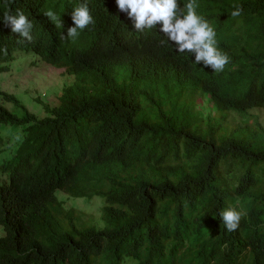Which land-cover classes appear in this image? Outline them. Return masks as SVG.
<instances>
[{"label": "trees", "instance_id": "16d2710c", "mask_svg": "<svg viewBox=\"0 0 264 264\" xmlns=\"http://www.w3.org/2000/svg\"><path fill=\"white\" fill-rule=\"evenodd\" d=\"M72 1L86 3L95 19L75 38L66 37V27L69 9L78 6L0 0V18L19 10L32 23L31 41L0 24V72L8 70L15 51L27 50L78 79L58 107H44L42 119L5 97L21 114L0 109V124L23 129L24 136L3 165L10 181L0 187V264H45L54 255L82 263L104 255L120 264L155 251L164 238L172 240L170 264H236L246 251L264 264V252L246 238L253 225L264 241V145L219 134L221 125L204 127L185 109L197 89L220 109L264 108V0H193L231 57L220 74L188 55L164 51L157 33L132 31L113 0ZM236 9L239 15L232 16ZM49 10L56 20L44 15ZM117 61L123 70L112 75ZM72 145L80 154L74 162ZM108 162L120 163V172L97 173L82 196L120 206L107 209L112 228L66 231L71 212L53 191L68 188L87 165ZM236 199L246 217L227 231L218 215ZM195 240L200 254L189 260L184 243ZM31 249L35 259L24 254Z\"/></svg>", "mask_w": 264, "mask_h": 264}, {"label": "clouds", "instance_id": "9594fccd", "mask_svg": "<svg viewBox=\"0 0 264 264\" xmlns=\"http://www.w3.org/2000/svg\"><path fill=\"white\" fill-rule=\"evenodd\" d=\"M47 2L52 5L56 2H61L63 4H73L78 6L72 0H47ZM112 2L115 12L130 26L132 31L136 33H157L162 39L164 51L173 49L177 54L181 53L188 55L191 57L194 64L207 69L212 73H223L229 66L231 57L223 48L220 49L216 28L212 23L210 24L206 18H203L204 15L198 12L193 0H113ZM51 10H54L53 7ZM52 11L49 10L45 12L44 15L52 20H56V16ZM231 15H239V9L232 11ZM94 23L95 19H93L86 3L80 4L78 7L70 8L68 25L66 27V37L75 38L78 34L84 31H89ZM0 24H5L6 28L21 40L31 41L32 37L30 32L32 29V23L23 12L17 10L15 15L5 13L3 17L0 18ZM57 24L61 26L60 20L57 21ZM64 37L65 35L61 33V38ZM117 43L118 42L112 44L107 43L105 46L112 48ZM17 53L31 54L41 63V65L49 67L52 70H62L66 73V76L61 77L60 79L66 80L68 84L59 92V94H53L54 97L56 96L58 101L57 104L51 106L41 99L38 101L37 99L39 98L37 97L33 98L34 101H37V103L41 105V111H43V114L39 116L29 111L15 95L0 90V109L17 116L5 106V104H10L14 108L20 110V107H16L12 101L5 99V97L11 96L18 101L21 106L23 105L29 113L34 114L38 119H42L47 116L44 107H58L60 105V96H63L76 85L78 81L76 73L69 71L66 67L53 66L46 62L40 55L27 50L15 51L13 54V60L8 64V70L0 73L9 71L10 64L16 60ZM114 64L117 65L118 69L113 70L112 75L116 74L119 70H123L121 61H117ZM114 81L120 85L124 82L120 78H114ZM205 105L211 110L210 113L204 112L203 107ZM185 109L189 111V114H193L195 120L204 127L208 124H211L213 127L221 125L222 128L219 126L221 128L219 134H226L227 136L232 137L230 139H241L246 141H249V139L259 140L260 144L264 145V131L257 125L256 117L254 115V112L256 111H264V108L262 107H249L244 110L220 109L211 101L206 93L197 89L196 93L188 98ZM231 113L239 115L242 119H246L249 124L252 125V128L249 129L246 127L244 129H235L229 127L227 116ZM1 125L9 126L0 124V126ZM244 133H251L253 136L245 137L242 135ZM9 134L13 135V143L11 144L6 158L0 163V178L3 177V180L0 179V187L2 188L8 187L10 181V174L7 170H3V165L10 160L14 153L15 149L12 151L11 149L16 141H21L23 139L24 130L21 128H14ZM1 137V144H3L5 143V139L2 134ZM77 150L78 147L75 145L69 147V156L72 162L80 156ZM86 169V172H80L79 175L76 176V179H74L68 188L54 190L53 198L61 202L62 205H64V200L87 198L82 195L93 186V178L97 173L102 171L120 172L121 165L118 162H108L99 165H87ZM102 199L104 200V206L102 207L101 213H99V210L95 212L91 224L78 226L72 223L66 231H69L71 228L80 231L110 230L112 226L109 223L107 209L113 208L118 210L120 206H112L106 199ZM24 202L26 203L25 200ZM17 211L19 210L15 207V212ZM241 217H246V210L244 209L241 200L236 199L233 204H229L227 208L220 210L218 221L224 224L227 231H232L236 229L240 223ZM246 238L248 242L255 247L257 252H264L263 236L258 231V227L250 225L246 232ZM171 244V239L164 238L161 243L157 245L155 251L143 252L139 260L127 258L120 264H170ZM199 246L200 245L196 240L193 241L192 244L186 241L182 251L187 259L195 260L200 254ZM24 254H26L28 258H36L35 249L28 250ZM45 262V264H117L114 260L104 255H95L86 263H82L79 260H74L64 255H54L46 258ZM236 264L258 263L254 261L252 253L246 251L243 253L241 260Z\"/></svg>", "mask_w": 264, "mask_h": 264}, {"label": "rangeland", "instance_id": "374dc122", "mask_svg": "<svg viewBox=\"0 0 264 264\" xmlns=\"http://www.w3.org/2000/svg\"><path fill=\"white\" fill-rule=\"evenodd\" d=\"M65 76L66 73L62 70H52L41 65L31 54L17 53L16 60L10 64L9 71L0 73V90L15 95L29 111L39 116L43 114V111H41V105L34 101L33 98L37 97L39 98L37 99L38 101L41 99L51 106L57 104L58 101L53 94H59L68 84L66 80L60 79ZM5 106L16 115L21 114L19 109L14 108L10 104H5ZM203 110L205 113L211 112L207 105L203 107ZM254 115L257 125L264 131V111H256ZM227 121L228 126L235 129L252 128V125L246 119H242L234 113L227 116ZM13 130L14 128L11 126H0V133L5 139V143L0 145V163L6 158L13 143V135L9 134ZM242 135L245 137L253 136L251 133ZM0 179L3 180V177ZM103 206L104 200L97 196L90 199L74 198L64 200V210L71 212L65 219L71 220L72 223L78 226L89 225L95 212L99 210V213H101ZM2 234L3 231L0 227V236Z\"/></svg>", "mask_w": 264, "mask_h": 264}]
</instances>
